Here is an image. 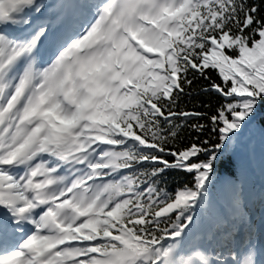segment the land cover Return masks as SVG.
Returning <instances> with one entry per match:
<instances>
[{"label":"snow or ice","instance_id":"1","mask_svg":"<svg viewBox=\"0 0 264 264\" xmlns=\"http://www.w3.org/2000/svg\"><path fill=\"white\" fill-rule=\"evenodd\" d=\"M0 264H264V0H0Z\"/></svg>","mask_w":264,"mask_h":264}]
</instances>
